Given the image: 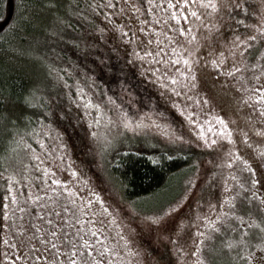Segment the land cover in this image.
I'll list each match as a JSON object with an SVG mask.
<instances>
[{"label":"rangeland","instance_id":"1","mask_svg":"<svg viewBox=\"0 0 264 264\" xmlns=\"http://www.w3.org/2000/svg\"><path fill=\"white\" fill-rule=\"evenodd\" d=\"M234 1L218 0V11L213 13L198 4H192L187 9H168L167 3H174L175 0H152V3L140 0V10L137 2L130 0V8L135 10L131 15L122 10L120 19L125 20L118 27L121 30L114 33L119 44L124 46V50L120 48L122 52L145 76L143 83L150 92L146 93L144 85H139L136 94L125 93L112 103L108 101L118 108L114 110L100 100H91L88 90L85 96V88L73 81V94H70L72 89L64 93L62 104L51 108V120L41 125L43 134L31 138L24 179L27 187H9L12 192L6 195H17L20 206L29 209V212L25 215L17 205L8 207L5 215L15 224L11 230L5 226L3 239L12 244L20 243V233L25 232L23 225L29 220L38 223L31 213V209L38 208V205H32L31 201L24 204L28 195L35 199L38 194L48 202L47 196L63 193L61 200L64 203L75 199L76 207L85 209L82 219L86 228L90 225L100 229V240L110 249L108 255L113 264H147L149 256L144 241H148L156 255L162 256L166 248L171 255V260L160 256L161 259L156 258L153 264H194L191 240L196 237L193 234L206 231L205 217L215 219L221 211L220 201L230 195L224 192L225 183L232 188L231 194L240 191L237 181L255 191L257 204L259 198H264V135L258 134L264 133V117L259 115L264 104L256 103L259 99L257 89L264 85V60H253L258 51H264V37L258 36L256 41L251 42V50L245 53V57L239 56L242 49L233 43L237 35L243 38L257 34L255 29L264 24V0H251L252 11L248 22H244L245 29H239L235 18L227 16ZM173 11L185 14L196 11L201 19L189 17L188 23L181 20L177 24L171 18ZM182 28H191L192 31L180 35L179 29ZM126 29L131 30L128 36H124ZM185 59L192 63V73L183 64ZM174 60H180V63L173 64ZM212 61L217 62V67H213ZM234 64L241 68V72L230 77L227 73ZM181 73L184 76L194 73L195 87H191L190 81L184 79ZM173 78L178 84H171ZM93 88L103 100L100 90ZM172 89L180 94H174ZM205 100L208 103L205 104ZM86 101L94 107H84ZM188 116L199 127L189 123ZM217 118L228 124L233 143L229 144L207 131L209 127L217 132L220 130ZM200 128L204 129L209 140L217 139L218 143L207 147L205 141L198 138ZM87 139L90 147H85ZM122 139H128L151 157L185 152L179 147L187 144L204 153L192 160L191 169L185 168L168 191L123 206L109 191L112 186L109 181L112 150ZM235 155L247 161L254 176L244 169L239 160L233 163ZM228 163H233L232 168L227 167ZM44 169L49 171V176L43 175ZM230 174L236 177V181L230 178ZM53 179L66 184L67 189L51 185ZM253 179L259 181L255 188L251 184ZM69 191L75 193V197H69ZM96 196L103 201L102 206L95 202ZM89 201L94 202L90 208ZM5 203L10 204L9 201ZM13 209H16L15 214ZM173 209L177 211L165 217L160 226L151 223V220ZM179 222L183 223V228L177 234L172 229ZM97 247H100L99 243ZM212 248H217V251L213 253ZM23 251L27 254L28 248ZM253 251L260 255L258 247ZM0 252H7L9 256L16 254L6 245H0ZM232 255L234 257L235 253ZM204 257L207 264H231L228 253L219 250L216 240L209 242ZM252 264H257L255 259Z\"/></svg>","mask_w":264,"mask_h":264},{"label":"trees","instance_id":"2","mask_svg":"<svg viewBox=\"0 0 264 264\" xmlns=\"http://www.w3.org/2000/svg\"><path fill=\"white\" fill-rule=\"evenodd\" d=\"M133 1L142 10L140 0ZM252 4L251 0H235L230 6L227 16L235 18L239 29H245ZM130 5V0H119L116 8L109 7L107 0H0V195L9 194L11 186L25 187L31 138L43 134L41 125L51 120V108L62 104L64 93L72 89L73 94V81L85 88V96L87 90L91 92V100L95 98L117 110L108 101L112 103L125 93L136 94L139 85L150 92L143 83L145 76L122 52L124 46L114 33L121 30L118 27L125 20L120 19L122 10L128 15L135 10ZM130 31L124 30L128 35ZM93 87L100 90L103 100ZM21 98L27 105L23 116L20 110L10 111ZM9 133L13 139L8 138ZM117 144L109 164V191L123 206L168 191L185 168L191 169L192 160L204 153L187 144L179 147L185 152L151 157L128 139ZM90 146L87 139L85 147ZM150 247L144 241L149 264L161 257L171 260L167 248L161 256Z\"/></svg>","mask_w":264,"mask_h":264},{"label":"snow or ice","instance_id":"3","mask_svg":"<svg viewBox=\"0 0 264 264\" xmlns=\"http://www.w3.org/2000/svg\"><path fill=\"white\" fill-rule=\"evenodd\" d=\"M49 3L53 0H48ZM67 2V0H65ZM128 3L129 0H124ZM119 0H107V4L111 8H116ZM148 3H152V0H148ZM218 0H175V2H168L167 8H189L192 4H198L204 9H208L215 13L218 11L217 8ZM43 6H47L46 4ZM137 11H139L137 9ZM189 17L200 20L201 17L196 11H190L181 13L179 11L171 12V18L176 21L177 24L183 20L185 23L189 22ZM192 29H179L180 35H187L191 33ZM256 35H247L241 37L237 35L233 41L234 45L241 48L239 56L245 57V53H249L252 47V43L259 37H264V24L258 26L255 29ZM124 36H128V33H124ZM195 37H193V40ZM223 55V54H221ZM253 60H264V51H258L253 57ZM173 64H179L180 60L172 61ZM223 63V60L220 61ZM183 64L187 67L188 72L192 73V63L185 59ZM213 67H217V62L212 61ZM264 67V65H262ZM241 72V68L238 66H233L232 70L227 74L235 76L236 73ZM184 76L183 73H181ZM184 79L190 81L191 87H195V74L184 76ZM259 79V77H257ZM171 84L176 85L178 81L172 79ZM174 94L179 95L180 93L175 89H172ZM259 93V99L256 101L258 104H264V85L259 86L257 89ZM204 103H208L207 100ZM27 105L24 104L23 98L17 106H13L10 111H21V116H23ZM84 107L92 108L94 107L90 102H85ZM98 107V106H95ZM183 114V113H182ZM259 115L264 117V108L259 110ZM189 123L194 124L199 127V125L192 120L191 116L186 117ZM11 120L9 124H11ZM216 124L220 125V130L214 131L212 127H209L207 131L212 133L220 139L227 140L229 144L233 143L232 132L228 128V124L220 118L216 119ZM159 127V125H157ZM259 135H264V133H258ZM247 134L245 133V137ZM9 139H13L11 133L8 134ZM199 139H203L207 147L218 143L217 139L207 138L204 134V129L200 128ZM247 144V139L244 140ZM30 147V146H29ZM251 147V145H249ZM239 160L244 169L252 172L254 176L255 173L252 171L251 166L247 163L243 157L239 155L234 156L233 163ZM233 163H228L227 167L232 168ZM39 166L37 165V168ZM3 175V169L0 168V176ZM44 176H49L50 173L47 169L43 170ZM73 176L76 173H72ZM230 178L236 181V177L230 174ZM9 180L13 183L16 181L13 177H9ZM252 188H255L259 181H251ZM51 185L56 186V188L67 189V185L63 184L57 179L51 180ZM237 186L240 191L235 194L232 193V188L225 183L224 192L230 193L226 198L220 201L219 211L215 219L211 217H205L206 221V231H197L193 235L196 239H192L191 243L194 245L192 256L195 257L194 264H207L204 257L206 249L209 247V242L216 240L218 242L219 250L227 252L231 264H252L253 259L256 260L257 264H261L264 261V198H259V203H255L257 198V193L251 189L244 186V184L237 181ZM27 187V185H25ZM47 191V190H45ZM55 192V189H53ZM8 192L11 193L12 189L9 188ZM241 192L243 195H241ZM249 192L251 194L249 195ZM24 193H21L23 195ZM69 197H75V193L68 192ZM63 193H55V195L47 196V201L45 202V197L36 195L35 199L31 195H28L24 201V204H28L31 201L32 205H38V208H32L31 213L35 216V220L38 223L29 220L27 224L23 225L25 232H21V242L17 244H12L9 240L0 237V245H6L11 250H15L16 254L9 256L7 252H0V264H113L112 258L108 255L110 249L103 244L100 240V229L92 228L90 225L86 228L82 215L85 212L83 207L77 208L75 204V199H72L69 203H64L61 200ZM5 201H9L10 204H6ZM50 202V203H49ZM95 202H98L101 206L103 201L99 196H96ZM93 201L88 202V207H91ZM10 205H17L18 210L25 215H28L29 209L20 206L19 197L17 195H0V233L4 231L5 226L11 230L15 221H10L9 216L4 213L7 211ZM216 206H213L215 208ZM16 209H13V214H15ZM107 212V208L104 209ZM177 209H173L171 212H165L163 216H158L156 219L151 220V223L160 226L165 220V217L172 216L173 212ZM18 219L23 220L24 217H18ZM183 223H177L172 229L177 234L182 230ZM75 229V230H73ZM91 238V239H90ZM176 241H173L175 243ZM100 247H97V244ZM27 247L28 253L26 254L23 249ZM250 247H258L260 255H257L256 251L248 250ZM217 248H212V252H216ZM233 253L235 256L233 257ZM211 254V253H210Z\"/></svg>","mask_w":264,"mask_h":264}]
</instances>
